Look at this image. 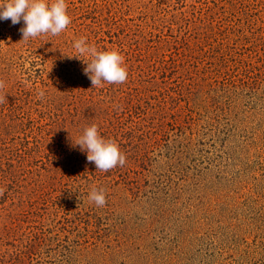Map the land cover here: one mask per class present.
Here are the masks:
<instances>
[{
  "label": "rangeland",
  "instance_id": "374dc122",
  "mask_svg": "<svg viewBox=\"0 0 264 264\" xmlns=\"http://www.w3.org/2000/svg\"><path fill=\"white\" fill-rule=\"evenodd\" d=\"M66 3L58 36L0 20V264H264V0ZM80 38L127 81L92 88ZM93 124L123 167L72 146Z\"/></svg>",
  "mask_w": 264,
  "mask_h": 264
},
{
  "label": "clouds",
  "instance_id": "9594fccd",
  "mask_svg": "<svg viewBox=\"0 0 264 264\" xmlns=\"http://www.w3.org/2000/svg\"><path fill=\"white\" fill-rule=\"evenodd\" d=\"M67 7L66 0H0V20H10L13 26L22 21L23 27L19 31L22 34L21 41L24 42L39 36H58L71 23ZM73 48L75 55L71 58L86 65L83 74L90 80L92 88L103 87L105 83L123 84L127 81L124 57L119 52L98 51L95 46L88 45L85 38L75 40ZM3 88L4 83L0 81V90ZM44 94L42 90L39 91L38 98H43ZM4 99L0 96V103ZM72 146H78L79 151L86 154L87 162L94 164L96 171L106 173L117 166L123 167L126 163V156L121 153L118 145L103 139L95 124L86 127L83 134L72 142ZM3 193L4 189L0 188V195ZM88 200L97 207L105 206L104 190L93 188Z\"/></svg>",
  "mask_w": 264,
  "mask_h": 264
}]
</instances>
